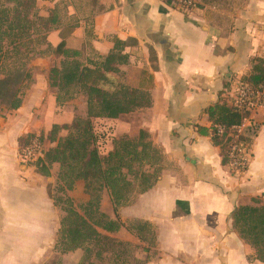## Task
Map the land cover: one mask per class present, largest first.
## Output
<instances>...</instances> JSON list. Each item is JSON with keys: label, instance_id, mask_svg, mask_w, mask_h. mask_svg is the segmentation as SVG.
<instances>
[{"label": "crops", "instance_id": "1", "mask_svg": "<svg viewBox=\"0 0 264 264\" xmlns=\"http://www.w3.org/2000/svg\"><path fill=\"white\" fill-rule=\"evenodd\" d=\"M190 1L194 8L185 13L161 0H36L41 16L57 15L46 36L51 47L64 40L65 48L87 63L108 56L119 41L127 65L119 67L117 78L123 83L129 69L152 78L149 106L103 119L113 138L144 131L163 158L154 186L117 212L126 225L145 222L152 228L155 256L144 259L140 248L135 258L141 264H263L233 230L231 218L248 200L264 204V107L249 116L257 132L241 174L222 164L220 148L198 128L210 127L207 110L219 98L233 103L252 61H264V0L227 9ZM56 60L61 58L32 63L21 107L0 118V264H47L55 253L60 210L49 185L57 173L39 174L21 162L19 151L27 135L72 122L73 116L65 115L68 103L57 113L55 92L47 84L45 67ZM106 143L105 153L112 150V142ZM73 189L69 195L79 193L88 201L81 182ZM101 204L115 219L106 192ZM119 233L136 243L135 234ZM78 256V251L64 254L63 264Z\"/></svg>", "mask_w": 264, "mask_h": 264}, {"label": "trees", "instance_id": "2", "mask_svg": "<svg viewBox=\"0 0 264 264\" xmlns=\"http://www.w3.org/2000/svg\"><path fill=\"white\" fill-rule=\"evenodd\" d=\"M57 23L55 13L47 17L39 14L36 0H0V105L6 111L21 107L27 86L32 82L29 64L35 56V44L44 43L49 56L61 58L60 64L52 66L47 75L49 88L57 92L56 105L61 107L78 96L84 97L86 115L76 117L69 126L53 125L47 138L53 146L44 149L41 157L28 165L45 177L57 165V183L61 192L71 191L78 181L84 182L89 199L81 205V213L74 209L71 200L66 201V216L60 222L54 252L64 255L82 250L86 264H100L97 260L107 252V246L121 244L110 235L122 229L137 234L145 229L152 232L151 226L145 222H135V228L127 227L119 220L117 212L154 186L162 170L163 158L144 131H139L135 138H116L112 150L101 156L95 147L93 120L117 119L137 108L149 106L148 90L152 78L145 72L131 69L123 83L117 78L119 67L127 65V57L121 54L123 43L119 41H115L108 56L96 57L95 61L87 63L78 59V52L67 50L63 39L55 48L51 47L46 42V35ZM44 54L37 55L42 57ZM239 84L258 92L264 84V61L254 59L251 74L242 78ZM207 115L211 125L207 129L199 127L198 133L210 137L213 145L221 150L222 164L228 165L229 143L236 135L234 129L242 125L250 113H244L233 104L227 105L219 98L207 110ZM220 128L222 133H219ZM61 130H66L67 135L58 137ZM256 132V128L246 130L239 135L237 142L249 145ZM32 138L43 144L42 136L29 134L20 140L22 150ZM105 192L115 219L99 209L101 194ZM252 203L235 209L232 228L253 249L254 260L264 264V204L258 199H253ZM151 239H154L153 232ZM90 246L99 247L94 258H91Z\"/></svg>", "mask_w": 264, "mask_h": 264}, {"label": "rangeland", "instance_id": "3", "mask_svg": "<svg viewBox=\"0 0 264 264\" xmlns=\"http://www.w3.org/2000/svg\"><path fill=\"white\" fill-rule=\"evenodd\" d=\"M199 1L201 3L207 4L210 6H217L221 9H227L228 7H234V6L239 7V6L243 5L245 2H247L248 0H199ZM36 8L38 9L37 2H36ZM40 9H42V7H40ZM48 52L49 51L47 50V47L44 43L34 45V55L35 56L29 64V67L31 68L32 72L34 70V66H32V63L36 62V60L41 57V56H38L37 54L45 53L42 56V57H45V56H49ZM59 64H60L59 60H56V61H54V63H52L51 66H54V65L58 66ZM51 66L50 67L46 66L45 68H47L49 71ZM0 78H1V75H0ZM30 85H31V83L28 84L27 88H29ZM51 90L54 91L55 95H56V93H57L56 90L55 89H51ZM70 102H72V103L69 105ZM67 103H68L69 109L66 110L65 115H67V113H70L73 116L72 122L76 117H85V115H86V100L84 97L82 98V97L78 96L75 99L68 101ZM67 103H65L63 106H65V105L67 106ZM63 106L60 107V110H58L57 113H60ZM7 112H13V111H6V110H4V106L0 105V118H4L6 116L5 114H7ZM248 120H249V117H248ZM70 124L59 125V126H69ZM250 124H251V127L248 129H255V128L257 129V125H253L252 123H250ZM52 126L46 131L43 129L40 130V133L37 134V136L43 137V140H42L43 144L39 143L40 148H41L40 149L41 152L44 149L47 150L53 146L47 140V138L49 137V133L52 129ZM111 130H112L111 127H106L105 125H103V119H94L93 120V131H94V134L96 137L95 147L101 156H103V153L106 152V149H107L105 147L107 145L106 141L113 142L116 139V138H113L111 136L112 135ZM66 135H67L66 130H61L58 133V137H64ZM135 137H137V136H135ZM135 137H131V138H135ZM252 139H253V136H252ZM32 140H35V139L32 138L31 141ZM251 144H252V142H250V144H249V149H250ZM19 152L20 153L22 152V146H21V150ZM39 157H41V156H39ZM35 159L36 158L32 159L29 162V164L34 163ZM227 166L229 167V164ZM58 169H59L58 166H56V168L52 167L51 171L54 170L58 174V172H59ZM241 173H243V172H241ZM241 173H235V174H241ZM78 182H81L83 184V194L86 197H88V199H89V196L84 191V182L83 181H78ZM70 192H74V189H72ZM49 194H50L51 198L54 201H56V203H57L56 205H57L58 209L60 210V222L66 216V213L64 210L68 207L66 204L67 200H71L74 209L76 211H78L79 213H81L80 207L84 203L81 199V197L83 198V196H81L79 193L71 196V195H69V191L68 192L67 191L61 192L59 190V184L57 183V180H56L54 183H51L49 185ZM102 196H103V193L101 194V202H102ZM252 200L246 201L245 205H252L253 204ZM258 201H259V199H258ZM101 202H100L99 209H100V211L103 212V206H102ZM136 226H137V223H135V222L127 223V227L135 228ZM116 234H113L110 236L115 241H118L121 244L107 246V252L105 251L104 254L102 253V258L97 260L98 263H100V264H139L140 262H142V260L135 258V254L138 252V250L140 248H142V252H140V253L141 254L144 253L143 254L144 259L149 258L151 256H155V251L153 250V248L155 247V241H154V239L153 240L151 239V234H152L151 230L145 229L138 234L135 232L130 233V234L136 235V238H137V239H135L136 243L128 242L126 240V238H123V236H119L120 233L118 235H116ZM90 247L92 249L91 258H94V255L98 251L99 247H94V246H90ZM100 249L103 250V247L102 248L100 247ZM146 249H148V250H146ZM77 251L79 253V256L77 257V261L73 263V260H70L67 264H81V263L86 264L87 261L85 260L84 252L82 250H77ZM253 253H255V252H253ZM62 256L63 255L60 253H54L53 257L51 258V260L47 264H56V263L63 264V260H62L63 257Z\"/></svg>", "mask_w": 264, "mask_h": 264}, {"label": "built area", "instance_id": "4", "mask_svg": "<svg viewBox=\"0 0 264 264\" xmlns=\"http://www.w3.org/2000/svg\"><path fill=\"white\" fill-rule=\"evenodd\" d=\"M169 5L173 6L175 9L180 10L181 12H188L193 7V4L190 0H161ZM264 103V84L261 85L260 90L254 93L248 86L238 85L235 95L233 98V105L241 108L245 113H251L252 111L262 108ZM251 127V124L248 118L244 119L242 125L235 128L236 135L232 137V140L229 143V167L234 173H241L246 170L250 161V152L248 144H239L238 137L241 134ZM219 133H222V129H219ZM20 153L21 162L25 165H28L29 162L38 158L42 155L40 151V145L38 139L34 138Z\"/></svg>", "mask_w": 264, "mask_h": 264}]
</instances>
